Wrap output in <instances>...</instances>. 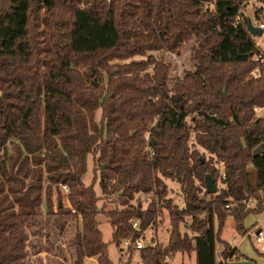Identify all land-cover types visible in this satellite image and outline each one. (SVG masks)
<instances>
[{
    "label": "trees",
    "instance_id": "obj_1",
    "mask_svg": "<svg viewBox=\"0 0 264 264\" xmlns=\"http://www.w3.org/2000/svg\"><path fill=\"white\" fill-rule=\"evenodd\" d=\"M244 4L0 0V264H113L99 215L113 243H135L156 221V198L170 211L169 245L139 249L143 264L177 252L220 264V241L226 264L242 257L221 240L224 222L244 234L246 216L264 209V118L254 110L264 106V62ZM190 42L192 68L172 78L169 57ZM89 155L99 170L91 185ZM167 177L185 208L166 200ZM97 180L112 208L98 207ZM139 193H153L146 209ZM187 217L193 235L181 230ZM71 222L74 238L56 244Z\"/></svg>",
    "mask_w": 264,
    "mask_h": 264
},
{
    "label": "rangeland",
    "instance_id": "obj_2",
    "mask_svg": "<svg viewBox=\"0 0 264 264\" xmlns=\"http://www.w3.org/2000/svg\"><path fill=\"white\" fill-rule=\"evenodd\" d=\"M245 4L244 7L242 8V18L246 20H252L253 24L256 23V21L263 22L264 23V0H244ZM258 8H261L260 16L255 17L256 10ZM257 19V20H256ZM256 42L260 46V48L264 51V34L261 37H255ZM191 46V42L187 43L185 45V50H183V56L179 57L177 55L170 56L169 59L173 61L174 63V68L172 70V78H174L175 75L180 76L182 74V71L184 69H191V63L189 60L190 54L188 53V50ZM160 54V53H159ZM200 151H203L207 158H209V154L205 152L201 147L199 148ZM88 168L87 171L84 173L83 180L85 184L91 185L94 182L95 175L97 177L99 176V170L97 169V174H95V164L96 161L93 159L92 155L88 156ZM253 180H255V173L253 174ZM164 181L168 187V195L166 197V200L170 199L172 206L177 207L179 209L185 208V200L182 194V191L180 190V185L176 180H173L169 177L164 178ZM94 190L97 193V195L100 197V201L98 203V207H109L112 208L114 206L112 201H109V199L105 198L102 193V189L100 186L99 180L96 181L94 184ZM64 197L62 202L60 203L64 206L68 205V198H67V192L65 189H62ZM136 198L141 202L142 207L146 209L152 199H153V193L151 195H145L144 193H139L136 194ZM157 204L156 208L158 210L157 216H156V221L155 223L146 231L142 232V235L139 237V239L143 240V243H145L146 247L147 246H154L157 245L158 243L163 244L164 246L169 245V234H170V229H171V215L169 208H166L165 201L159 200L156 198ZM57 197H55V207L54 209L56 210L57 208ZM253 204V205H252ZM250 206L253 207L254 203H250ZM99 220V227L101 228L103 232V240L105 243L108 244V254H109V259L112 261L113 264H122L130 263L128 264H143V260L140 258V251L136 249V247H132L130 249H127V247L124 245L122 242V246H117L115 243H113L112 238H113V226L110 225L108 222V219L104 214H100L98 217ZM139 222V220H137ZM190 222L191 218L187 217L186 223L182 224L181 230L183 233L186 231L190 234L193 235L191 229H190ZM72 223V222H71ZM67 225L65 233H62L54 238V241L56 244H59L61 246H64L65 243L71 242V239L74 238L76 228H74V224L72 223V226ZM223 226V231L226 237H232L234 235L233 231V226L235 227L234 219L232 217H228ZM219 225L217 223V229ZM136 241V240H135ZM221 242V241H220ZM220 242L218 245H220ZM66 246V245H65ZM45 254H42V257H44ZM131 257V258H130ZM217 257L220 258V254L218 252ZM169 264H194L195 262L193 260H190L186 255L184 256L182 253L177 252L174 254V256H170L168 258ZM84 264H99V262L95 258H86Z\"/></svg>",
    "mask_w": 264,
    "mask_h": 264
},
{
    "label": "crops",
    "instance_id": "obj_3",
    "mask_svg": "<svg viewBox=\"0 0 264 264\" xmlns=\"http://www.w3.org/2000/svg\"><path fill=\"white\" fill-rule=\"evenodd\" d=\"M243 223L246 228L244 234L239 233L238 230H236V224L235 227L233 226L234 235H232V237H226L224 231H222L221 240L230 243L231 246L234 249H237L242 256L241 258H235L228 261L227 264H264V242H258L255 239V234L258 230L264 231V209L262 212H253L247 215ZM217 249L220 254L223 249L222 241L220 242V245L217 246ZM183 255H186L190 260L195 262L194 264H196L194 253L191 255L187 253ZM218 263L226 264V260H224L223 257H220L218 258Z\"/></svg>",
    "mask_w": 264,
    "mask_h": 264
},
{
    "label": "built area",
    "instance_id": "obj_4",
    "mask_svg": "<svg viewBox=\"0 0 264 264\" xmlns=\"http://www.w3.org/2000/svg\"><path fill=\"white\" fill-rule=\"evenodd\" d=\"M210 5H211V8H213V4L211 3ZM206 8H209V6H207ZM254 25L260 27L264 31V23L263 22L256 21V23ZM257 59L264 62V51L261 48L259 49V54L257 55ZM254 74H258V72L256 71V72H254ZM254 110H255V113L257 116L264 118V106H255ZM146 139L148 140V136ZM223 177H225V173L223 174ZM64 189L66 192H68V188L64 187ZM133 226H134V228L135 227L139 228V222L137 220H135L133 222ZM255 239L258 242H264V231L258 230L255 234ZM123 243L127 247V249H129L131 247H136V249L139 250L141 248L146 247L145 243H143V240H141L139 238L136 239L135 243H133L131 238L125 239L123 241ZM122 264H125V263L122 262ZM221 264H223V263H221Z\"/></svg>",
    "mask_w": 264,
    "mask_h": 264
},
{
    "label": "water",
    "instance_id": "obj_5",
    "mask_svg": "<svg viewBox=\"0 0 264 264\" xmlns=\"http://www.w3.org/2000/svg\"><path fill=\"white\" fill-rule=\"evenodd\" d=\"M247 29L252 34V36H255V37H261L264 34L263 29H261L258 26H255L252 20L250 19L248 20ZM261 151H262V146H259L258 148L253 150V154L257 156L259 155V153H261ZM205 182H206V190L208 193H211V194L218 193L219 191L218 185L217 183H215V180L211 175H207ZM61 206L62 204L60 203V207Z\"/></svg>",
    "mask_w": 264,
    "mask_h": 264
}]
</instances>
